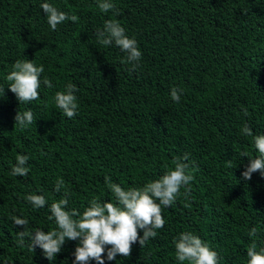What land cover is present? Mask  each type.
<instances>
[{"label": "trees", "instance_id": "trees-1", "mask_svg": "<svg viewBox=\"0 0 264 264\" xmlns=\"http://www.w3.org/2000/svg\"><path fill=\"white\" fill-rule=\"evenodd\" d=\"M44 2L78 21L53 31ZM112 2L120 15L101 12L97 0H0V264H50L27 239L17 245L23 227L13 216L28 219L29 232L54 230L49 208L65 190L68 208L81 213L94 198L116 203L106 176L124 189L140 188L186 154L194 179L163 209L165 226L143 247L134 244L128 258L109 261L105 253V264H179L173 240L183 232L206 242L219 264H247L250 244L264 247V176L242 177L259 155L254 136L264 134V0ZM109 20L137 41L135 70L121 62L120 48L97 42ZM26 59L44 66L41 80L53 87L41 84L40 99L20 104L7 76ZM69 83L79 89L71 119L55 103ZM173 88L183 90L178 103ZM29 108L36 123L14 127L17 112ZM245 123L253 136L241 134ZM18 154L30 157L24 177L11 175ZM60 178L65 188L57 193ZM29 194L48 204L34 209ZM78 243L66 241L51 264H72Z\"/></svg>", "mask_w": 264, "mask_h": 264}, {"label": "clouds", "instance_id": "clouds-1", "mask_svg": "<svg viewBox=\"0 0 264 264\" xmlns=\"http://www.w3.org/2000/svg\"><path fill=\"white\" fill-rule=\"evenodd\" d=\"M97 7L103 13L112 12L120 15L112 0H97ZM47 18L50 28L55 31L57 26L65 21L77 22L78 16L68 15L58 10L48 2L40 5ZM97 42L103 46L111 47L113 44L126 53L122 63L132 64V70L138 66L142 59V52L134 38H129L126 30L116 20L106 21L103 29L96 33ZM45 69L43 65L37 66L34 60H17L12 65V71L7 76L10 82L7 87L15 94L19 103H31L40 99L39 89L41 84L52 88L53 84L47 77L41 80ZM79 91L75 84L69 83L65 91L55 94L56 106L63 115L71 119L78 114ZM182 89L173 88L171 99L179 102ZM5 95V88L0 87V97ZM245 115L247 112L245 111ZM15 126L26 129L32 123H36L33 111L29 108L23 112H17ZM241 134L253 136L250 126L245 123ZM254 146L259 155L249 159L248 165L242 173L244 180H251L253 173L260 172L264 176V134L254 136ZM247 156V154H245ZM30 157L23 154L16 156V164L11 168V175L17 177L26 176L30 168L26 166ZM187 154L182 158L177 157L174 161V170L166 172L159 179L146 183L140 188L124 189L119 184L113 183L110 177H105V183L111 190L116 203L100 202L92 199L89 206L81 213L79 210L68 208V193L50 205L51 215L49 220H54L56 229L45 232L36 229L34 233L27 230L28 219L13 216L11 219L15 226H22L23 231L17 232L16 243L24 246L26 239L29 250L34 252L39 247L44 257L50 262L61 253L66 241H79L73 253L72 264H105L104 255L107 260L113 261L117 255L128 258L132 246L137 242L143 247L150 238L157 236V230L162 229L166 220L163 218V209L173 205L182 187L188 186L194 179L189 174ZM65 188L62 178L58 179L54 189L57 193ZM187 191V188H186ZM25 199L34 209H42L48 201L43 195L29 194ZM143 232L140 236L139 233ZM258 229L249 231L250 237L257 236ZM176 249V260L179 264H219V255L201 238L191 232H183L173 240ZM247 264H264V247L257 248L253 241L247 248Z\"/></svg>", "mask_w": 264, "mask_h": 264}]
</instances>
